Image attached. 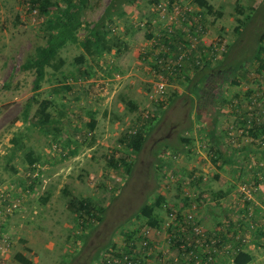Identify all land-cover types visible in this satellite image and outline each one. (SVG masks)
I'll list each match as a JSON object with an SVG mask.
<instances>
[{"label": "rangeland", "instance_id": "1", "mask_svg": "<svg viewBox=\"0 0 264 264\" xmlns=\"http://www.w3.org/2000/svg\"><path fill=\"white\" fill-rule=\"evenodd\" d=\"M109 1L87 0L83 19L96 21ZM172 1L126 3L108 20L110 51L90 57L66 43L64 63L47 66L34 90V70L20 65L44 42L47 16L30 0H0V204L18 199L14 212L0 213V243L10 241L0 264H21L15 253L32 264H119L111 257L125 254L132 264H233L239 250L251 254L248 264H264V131L250 133L264 124V68L254 59L264 0H207L211 13L193 0H176L175 11ZM185 6L192 12L184 19L193 31L201 24L211 51L196 61L201 45L181 71L162 68L157 61L174 46L160 43L157 30L184 24ZM43 100L48 130L36 122ZM139 127L146 141L135 152L125 136ZM28 148L39 156L34 165ZM109 157L129 166L112 167ZM158 195L160 226L150 227L140 208ZM70 197L91 199L101 220L79 222ZM187 213L215 248L210 260L203 237L182 222Z\"/></svg>", "mask_w": 264, "mask_h": 264}, {"label": "trees", "instance_id": "2", "mask_svg": "<svg viewBox=\"0 0 264 264\" xmlns=\"http://www.w3.org/2000/svg\"><path fill=\"white\" fill-rule=\"evenodd\" d=\"M33 5H35L39 12L43 15H46L44 29L47 32V36L44 42L35 47L33 56H29L21 65V70H34V80L33 88L37 90L40 86L41 80L46 74L45 68L47 66H53L58 69L64 63V60L58 56V50L65 46L66 43H76L79 46L81 45L83 51L90 57H93L96 54L102 52L110 51L114 44L113 38L108 36L109 32L107 30L108 20L113 16H121L124 14L123 6L128 3H134L135 0H110L105 6L102 14L94 22H86L83 19V13L86 8L87 0H63V4L52 2L51 0H30ZM200 7L204 8L206 12L211 13L214 11L213 6L208 3L207 0H193ZM53 9V11H51ZM241 24H243L240 21ZM85 24L87 26L86 33L81 37L77 36V30ZM239 24L234 28L236 32L240 31ZM169 41H172L174 48L179 47L184 49L185 47L190 46L188 40L182 39L180 36L175 34H169L165 32L162 35L161 42L167 44ZM200 48L196 46L193 48V52L196 54L197 49ZM200 51V49H199ZM211 51L210 46H202L200 54V60L204 57H207L208 53ZM263 52H264V33L260 36L258 40L257 49L255 52L254 59L259 63L260 69L264 68L263 62ZM193 58V56H192ZM192 58L189 57L187 60L193 62ZM77 62L83 61V56L80 55L76 58ZM197 60V57L195 58ZM184 64L178 65L175 67V70L181 71ZM69 88V87H65ZM204 88V85L202 86ZM205 89V88H204ZM200 95V94H199ZM31 99H34L32 97ZM50 105L49 100H43L39 103L35 116L38 117L36 122L42 129L48 130L46 125L50 122V114L47 111ZM134 106H132L133 108ZM94 120L89 124L90 128L94 127ZM211 126H214V122H211ZM209 127V126H208ZM212 135L213 127L208 129ZM257 130L264 131V124L260 126H255L250 130V133L254 136H257ZM51 131L59 133V127L53 126ZM261 135L257 136L260 137ZM213 137V136H212ZM215 138V137H214ZM126 145L133 151L138 152L144 142L146 141L145 134L142 131V128H137L125 136ZM217 143V142H216ZM25 157L27 159L28 165H34L36 161L39 160V156L34 154L33 149L28 148L25 152ZM119 160V159H118ZM115 160L113 157H109L108 163L112 167L117 168L120 162L126 163L122 158L120 162ZM47 196L45 199H47ZM163 199V196L158 195L157 198L151 204H143L140 208L141 215L145 218L146 223L150 227L160 226V218L154 212V207L158 206ZM68 208L75 214L79 222L81 223H90L91 219L101 220L100 213L101 208H96V205L89 198H77L70 197L67 200ZM171 229V228H170ZM178 238L177 242L180 244L179 240H183L185 232L177 230L175 233ZM221 245V244H220ZM190 247V246H188ZM193 247V246H192ZM221 250H217L216 253H221ZM14 258L17 262L21 264H32L31 260L21 253H15ZM192 259V257L190 258ZM252 260V256L249 252L245 250H239L232 258L233 264H248Z\"/></svg>", "mask_w": 264, "mask_h": 264}, {"label": "built area", "instance_id": "3", "mask_svg": "<svg viewBox=\"0 0 264 264\" xmlns=\"http://www.w3.org/2000/svg\"><path fill=\"white\" fill-rule=\"evenodd\" d=\"M173 2H176V0L172 1V10L174 9L175 11L179 8L180 5L178 4H174L173 5ZM191 8L190 7H187L185 6V8H183L181 10V14H180V17H182L183 19L185 17H188V16H191ZM185 20V19H184ZM202 26L201 24L199 23L198 25V28L193 31L192 30V21L189 20V21H184V24H180V25H173L171 23L167 24V26H165L163 29H159L157 30V39L160 40L161 42V38H162V35L167 32V33H171V34H175V35H178L180 36L182 39H186L190 42V46L189 47H185L184 49H181L178 47V50L176 52H174V48L171 50H167L165 51V53L167 54H163V56L165 57L163 59V61L161 59H159L157 61V65L158 63H163L165 61V65L162 66V68L169 66V65H172V67L174 68L175 70V67L178 66V65H181L185 59V57L188 59L190 56V54L193 52V48H195L196 46H208L210 45L212 42H208L206 41L205 39V35H204V31L203 29H201ZM159 35H160V38H159ZM158 40V41H159ZM157 43V41H155ZM172 41H169L167 44H163L165 45L166 47H169L171 46L172 44ZM210 43V44H209ZM199 50V48L197 49ZM173 51V53H172ZM164 53V52H163ZM194 57V55H193ZM197 57V60L201 57L196 56ZM196 60V61H197ZM167 68V67H166ZM159 87L162 88L163 87V83H159ZM251 127V124L248 125V128ZM242 132V130H240ZM248 194V193H246ZM249 195V194H248ZM2 203L0 204V213H3V214H11L12 212H14L17 207H18V199H9L8 197L4 196L2 198ZM171 218H174L175 219V216L173 215V213H170L169 214ZM183 223H186L188 225V229H189V232L196 235V236H200V237H203V240H202V243L201 244H204L205 245V255L207 256V259L210 260L211 259V253H213L215 251V248H211L210 246V242H206L205 241V236H204V230H202V227L195 221L193 220V216L191 213H187V215L185 216V218L183 219L182 221ZM167 225L169 226V223H167ZM186 226H183L181 227V230L182 231H186ZM264 232V230H263ZM212 243V241H211ZM187 245L190 246L191 245V242H187ZM10 246V241L8 240H3L2 243H0V251L2 252H5L8 247ZM132 256L131 255H128V254H125L123 255L122 258H112L111 257V260L115 263H119V264H132Z\"/></svg>", "mask_w": 264, "mask_h": 264}, {"label": "crops", "instance_id": "4", "mask_svg": "<svg viewBox=\"0 0 264 264\" xmlns=\"http://www.w3.org/2000/svg\"><path fill=\"white\" fill-rule=\"evenodd\" d=\"M205 39H206V37H205ZM206 41H209V39H206ZM255 139L257 140V142L259 141L258 138H255ZM257 187L264 188V182H258Z\"/></svg>", "mask_w": 264, "mask_h": 264}]
</instances>
